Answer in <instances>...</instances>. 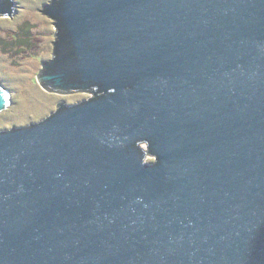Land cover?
I'll list each match as a JSON object with an SVG mask.
<instances>
[{
    "label": "water",
    "instance_id": "obj_1",
    "mask_svg": "<svg viewBox=\"0 0 264 264\" xmlns=\"http://www.w3.org/2000/svg\"><path fill=\"white\" fill-rule=\"evenodd\" d=\"M39 12V84L92 97L0 131V264H264V0Z\"/></svg>",
    "mask_w": 264,
    "mask_h": 264
},
{
    "label": "rangeland",
    "instance_id": "obj_2",
    "mask_svg": "<svg viewBox=\"0 0 264 264\" xmlns=\"http://www.w3.org/2000/svg\"><path fill=\"white\" fill-rule=\"evenodd\" d=\"M14 16H0V83L11 93V104L0 112V131L40 122L60 102H83L90 93L47 92L37 80L42 64L50 61L56 29L54 20L39 10L52 0H13ZM18 7V8H16ZM147 149L146 145H142ZM145 161L154 162L147 155Z\"/></svg>",
    "mask_w": 264,
    "mask_h": 264
},
{
    "label": "crops",
    "instance_id": "obj_3",
    "mask_svg": "<svg viewBox=\"0 0 264 264\" xmlns=\"http://www.w3.org/2000/svg\"><path fill=\"white\" fill-rule=\"evenodd\" d=\"M10 96H11V93H10Z\"/></svg>",
    "mask_w": 264,
    "mask_h": 264
},
{
    "label": "clouds",
    "instance_id": "obj_4",
    "mask_svg": "<svg viewBox=\"0 0 264 264\" xmlns=\"http://www.w3.org/2000/svg\"><path fill=\"white\" fill-rule=\"evenodd\" d=\"M11 97V96H10Z\"/></svg>",
    "mask_w": 264,
    "mask_h": 264
}]
</instances>
